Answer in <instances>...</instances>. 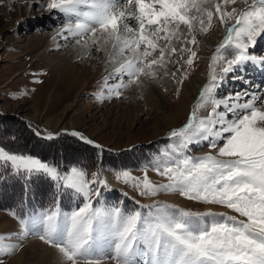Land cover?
<instances>
[{"label":"snow or ice","instance_id":"snow-or-ice-1","mask_svg":"<svg viewBox=\"0 0 264 264\" xmlns=\"http://www.w3.org/2000/svg\"><path fill=\"white\" fill-rule=\"evenodd\" d=\"M40 6L64 18L56 35L74 41L81 59L104 57L100 102L120 99L130 87L163 76L183 85L199 59L201 37L217 24L223 28L208 60L207 82L186 122L167 134L172 142L141 167L142 176L121 168L115 179L142 197L177 194L236 215L155 199L136 201L139 207L131 210L122 202L108 205L101 190H110V184L101 169L91 176L84 166L61 170L0 146V168L25 181L20 211L9 210L18 230L0 234V264L29 237L55 248L62 264H264V90L250 85L221 94L227 79H245L239 73L248 65L264 70V55L255 52L264 43V0H46ZM169 65L175 71L170 73ZM67 134L103 151L79 131ZM205 143L210 151L189 154L190 145ZM149 170L164 182H153ZM34 178L50 179L75 207L63 211L59 197L47 208L27 207Z\"/></svg>","mask_w":264,"mask_h":264},{"label":"rangeland","instance_id":"rangeland-1","mask_svg":"<svg viewBox=\"0 0 264 264\" xmlns=\"http://www.w3.org/2000/svg\"><path fill=\"white\" fill-rule=\"evenodd\" d=\"M45 3L46 0H39V3H36V0L0 2V116H5L0 118V131L3 128L13 130L23 123L25 128L35 129L39 134L47 137L49 133L55 135L53 127L59 121L61 126L71 129L70 131L65 129L64 132H71L74 130L72 127H75V131L102 145L101 152L94 148L96 150L94 158L87 149L78 148L71 141L65 143L67 146L64 149L63 140L62 146L57 143L56 146L43 148L47 156L56 154V157L63 159H58L57 162L49 159L41 160L57 165L61 170L71 166H84L89 176L97 168L101 169L110 184V190H101V199L108 205H120L122 202L123 207L131 210L139 207L136 201L140 204H150L154 199L167 202L164 198L173 197L177 200L176 204L185 209L203 212L212 208L215 212L236 215L226 208L189 201L177 194L161 193L155 198L142 197L135 189L115 179V171L121 168L130 170L134 176H142L141 167L154 155H158L161 148L172 142L167 134L171 129L180 127L186 122L203 84L207 82L208 60L215 46L223 38V28L217 24L207 35L201 37L199 59L194 70L189 69L190 74L183 85L176 84L170 75L163 76L158 82H147L142 88L130 87L124 91L120 99L100 102L97 100V94L103 87V78L107 75L103 63L104 57L100 56L98 60L81 59L83 52L74 41H65L56 35L66 21L61 15L50 13L40 6ZM257 48L261 51L256 53L264 55V43L259 44ZM98 55L93 53L94 57ZM250 70H254L256 74L259 69L248 66L246 71L239 75L244 77ZM172 71H175V65H169V72ZM261 71L264 73V70ZM37 80L41 82L36 83ZM258 81L257 84H250L248 81L243 83L251 85L253 91L257 90L256 86L264 90V78ZM237 86L236 79H227L221 94L240 91L242 88L239 89ZM178 87L179 95H177ZM156 92L163 98V102L157 97ZM181 105L185 113L172 120L173 113ZM201 115H207V111H202ZM33 134L35 135L34 131ZM17 141L28 148L27 152L35 153L34 150H37L33 148L36 145L29 139L27 144L21 142L22 140ZM2 143L0 146L5 147ZM5 149L14 152L13 148ZM208 151L210 149L206 143L203 147L199 145L189 147V154L196 156ZM27 152L18 153L36 157ZM77 161H80V164H77ZM0 172H5L3 189L12 190L13 193L11 191L7 193L9 196L14 194L15 198L11 205L0 207V223L11 221V227L0 230V234H8L18 230V222L9 215V210L20 211L19 205L25 198V193H22L25 189L21 192L15 190H19L17 184L25 188V181L22 178L11 177L10 172L3 168H0ZM148 175L155 183L164 182V179L154 171L149 170ZM33 180L40 183L36 187L44 189V194L30 190L27 207L47 208L55 203L57 197L63 211H70L75 207L64 193L58 192L50 179L34 178ZM9 181L14 183L7 184ZM112 182L118 187H114ZM124 193H127V196ZM32 243H40L39 245L49 252L50 257L44 260L43 264H62L58 251L36 237L25 240L23 249H27ZM19 254L20 251L7 260L10 261ZM23 264H34V261H24ZM106 264L112 262L107 261Z\"/></svg>","mask_w":264,"mask_h":264},{"label":"trees","instance_id":"trees-1","mask_svg":"<svg viewBox=\"0 0 264 264\" xmlns=\"http://www.w3.org/2000/svg\"><path fill=\"white\" fill-rule=\"evenodd\" d=\"M2 117H5V116H0V118H2ZM18 123H20V122H18ZM22 124L23 123H20V126L14 128L13 130H10V129L7 130V129L3 128L0 131V143L3 142L2 144L5 146V148H13L14 152H16V153H18V152L26 153L27 152L26 150L28 148H25L22 145H20L19 141H17V140H22L21 142H25L27 144L28 139H29L30 142L32 141V144L36 145V147L34 146L33 148H36L37 150H34L35 153H30V152H27V153L33 154L34 156H36V157H38V158H40L42 160L49 159L51 161L57 162L58 159L61 160L63 158H60L58 156L56 157L55 156L56 154L55 155L54 154H50L49 156H47L48 154L43 148L44 147H48L50 145L56 146L57 143H58V145H61V143L64 140V144H63V146H64L63 148L64 149L67 146V145H65V143L71 141V143H73L74 146H76L78 148L81 147L82 149H87L90 152V156L91 157H94V158L96 157L95 156L96 155V150L94 148H92V147L80 142L79 140H77V139H75L73 137H69L67 135H61L60 137L56 138V140H49V141L42 140V139L36 137L33 134L32 130H29V129L25 128V126L22 125ZM15 131H17L18 134L15 135ZM20 132H21V135H20ZM30 147H32V145ZM63 148L60 149V150L62 151ZM77 164H80V161H77ZM3 173H5V172H3ZM11 177H13V176H11ZM4 182L5 181L3 179L0 180V188L2 187V189H0V207L7 206L9 204L11 205V203L13 202V199H15L14 198V194L9 196V193H7L9 191H11V193H13L12 190L3 189L4 186H2V184H4ZM12 183H14V182H12V181L11 182L10 181L7 182V184H12ZM36 185H40V183H36L33 180L32 183H31V186H30V190L35 192V193H37V194L43 195L44 194V189H41V188L39 189V188L36 187ZM17 188L19 190H15V192H17V191L21 192V191H23V189H25L23 185L19 186L18 184H17ZM22 193H25V190ZM10 200H12V201H10ZM1 204H4V205H1Z\"/></svg>","mask_w":264,"mask_h":264},{"label":"bare ground","instance_id":"bare-ground-1","mask_svg":"<svg viewBox=\"0 0 264 264\" xmlns=\"http://www.w3.org/2000/svg\"><path fill=\"white\" fill-rule=\"evenodd\" d=\"M258 51L260 52L261 49L260 48H256L255 49V52H258ZM248 66L254 67V69H259V70L255 74L254 70L251 71L252 70L251 69L249 72H247L245 74V76H244L245 79L244 80H236V81H238L239 89L242 88L241 90L249 87V84L246 85V84L243 83V81H248L250 84L251 83H256L257 84L259 82L258 81L259 79H263L264 78V73H263V71H261V68L259 66H252V65H248ZM156 95H157V97H159L160 101L163 102V98L157 92H156ZM192 99H194V97ZM184 113H185V109L183 108V105H181V107H179L178 109H176V111L173 113L171 119L172 120H175L176 118L181 117ZM72 128L74 129L73 131H75V127H72ZM53 129L55 130L54 134H57L58 132L59 133L60 132L61 133L64 132L65 129H67V128H64L63 126H61L60 125V122L58 121L56 123V125L53 127ZM70 130L67 129V131H70ZM61 133H60V135H62ZM98 151H100V150H98ZM112 185L114 187H116V188L118 187V185L115 184L114 182H112ZM164 201H167V202L171 201V202H173V203L176 204V201L177 200L175 198H173V197H168V198H164ZM7 221H9V220H6V222H2L1 221L2 223H0V230H5V229L11 227V224H10L11 221L10 222H7ZM39 244L32 243L30 245V247H28L27 249H22V251H20V254L19 255H17L16 257H14L10 261L7 260L6 261V264H23L24 261H29V260H33L34 261V264H43V261L46 260V259H48L50 257V254L47 251V249H44Z\"/></svg>","mask_w":264,"mask_h":264},{"label":"water","instance_id":"water-1","mask_svg":"<svg viewBox=\"0 0 264 264\" xmlns=\"http://www.w3.org/2000/svg\"><path fill=\"white\" fill-rule=\"evenodd\" d=\"M22 121H24V119H22ZM31 130H33L34 131V133H35V135L37 136V137H39V138H41V139H45V140H49V139H47V137L46 136H43V135H41V134H39V135H37V131L35 130V129H32V128H30ZM59 133V132H58ZM61 133V132H60ZM67 133H69V132H62L61 134H66V135H68ZM57 136H59V135H54V137L56 138ZM69 136H71V135H69ZM54 138V139H55ZM74 138H76V137H74ZM76 139H78V138H76ZM79 141H81L80 139H78ZM81 142H83V141H81ZM84 143V142H83ZM86 144V143H85ZM88 145V144H87ZM89 146H91V147H93L92 145H89ZM94 148V147H93ZM101 152V151H100ZM101 154V153H100Z\"/></svg>","mask_w":264,"mask_h":264}]
</instances>
